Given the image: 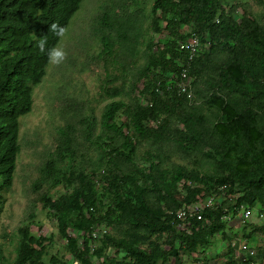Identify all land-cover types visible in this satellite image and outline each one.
Returning <instances> with one entry per match:
<instances>
[{
    "label": "trees",
    "instance_id": "16d2710c",
    "mask_svg": "<svg viewBox=\"0 0 264 264\" xmlns=\"http://www.w3.org/2000/svg\"><path fill=\"white\" fill-rule=\"evenodd\" d=\"M81 1L0 0V204L20 149L19 117L48 73L49 123L59 119L41 149L38 130L35 142L26 136L37 149L23 180L34 196L13 229L9 264L46 256L50 264H182L184 255L207 264L211 237L263 233L248 218L227 230L240 205L264 210V11L244 0H90L97 8L60 45L66 59L50 64L47 50L59 41L50 25L66 27ZM191 36L200 43L194 54L178 47ZM182 70L189 95L176 85ZM82 75L98 77L106 100L98 118ZM208 197L199 219L176 217ZM36 207L65 240L63 260L48 255L52 234L31 232ZM229 242L222 264H251L256 254L264 264L263 248L243 259Z\"/></svg>",
    "mask_w": 264,
    "mask_h": 264
},
{
    "label": "rangeland",
    "instance_id": "374dc122",
    "mask_svg": "<svg viewBox=\"0 0 264 264\" xmlns=\"http://www.w3.org/2000/svg\"><path fill=\"white\" fill-rule=\"evenodd\" d=\"M225 0L222 2V6L226 5ZM249 3L251 6V10L258 11L263 10L261 6L255 3L254 0H244ZM264 2V0H262ZM97 8V2H93L90 0H83L80 2L78 9L72 14L69 18L68 23L66 25L67 34L63 39L59 38L56 46L60 45L63 47L64 42L69 40V43L72 42V38L74 36L75 30L79 23L85 22L89 18V14L93 13ZM149 8V1L145 4L146 12ZM264 19V17H263ZM155 37H158L156 35ZM51 68V67H50ZM50 68L47 70L49 71ZM51 75L48 73L45 77L43 76L41 82L37 84L32 92V106L29 113L22 115L19 117V132H18V141L20 143V149L16 156L15 162V170L13 173V179L11 180L10 185V193H5L4 198L0 204V264H9L14 259V247H15V236L13 234L14 227L27 216V204L29 198H32L34 195L31 194L27 189H25V183L23 180H27L28 176H32L30 164L32 162L37 161L38 157L35 156L33 148L30 149L28 143L34 141V136L32 135V131H39L40 140L39 146L37 149H41L42 144L44 142H48L50 134L53 132V127L55 124L59 122V119L54 122V124L49 123V104H47V99L51 98L54 93V84L50 77ZM102 70H100L99 76L101 77ZM97 75H82L81 81L83 83V94L85 93L86 97L89 99V105L93 108L94 117L98 118L102 111V106L106 102V100H102L98 98L97 95V83H98ZM53 122V121H52ZM26 136H28L26 140ZM36 149V148H35ZM37 149L35 151H37ZM61 192L59 186H57L53 195ZM254 214V210H251ZM35 222L30 226V230L36 234H52L53 236V244L48 249V255L53 254L58 261L63 260L66 257V253L64 250V239L59 237L57 234L56 227L54 225V221L47 217L43 211L36 207L34 209ZM252 216V215H251ZM250 216V217H251ZM260 218V217H259ZM255 221L258 218L255 216ZM262 219H259L258 222H262ZM74 235V234H72ZM264 236V234H263ZM215 237V236H213ZM219 239H221L220 234H218ZM236 240H241L240 238H236ZM209 243H212L211 241ZM187 259L191 256L187 255ZM45 264H50L48 260V256L44 257ZM174 258H172L171 262L173 263ZM74 262V261H73ZM77 262V261H76ZM176 260L174 261V263ZM68 264H72L67 262ZM78 263V262H77ZM190 263H192L190 261Z\"/></svg>",
    "mask_w": 264,
    "mask_h": 264
},
{
    "label": "built area",
    "instance_id": "2783aa9c",
    "mask_svg": "<svg viewBox=\"0 0 264 264\" xmlns=\"http://www.w3.org/2000/svg\"><path fill=\"white\" fill-rule=\"evenodd\" d=\"M199 39L196 36H191L190 38H187L185 41H182L179 43L178 47L179 49H186L190 54H194L198 48H199ZM189 81L190 79L186 78L185 71L182 70L180 73V78L177 81V88L180 92L184 93L187 92L189 95L190 93L188 92V87H189ZM212 204V197H208L203 201H196L186 207H182L176 211V217L178 219H186V218H191L193 216L196 217V219L200 218V215L198 212L202 210L204 207H209ZM235 216H239L242 219H247L250 214H251V209H244L241 205L239 207V210L236 211ZM258 217L264 216V210L258 212ZM228 219V216H226ZM229 245L244 252L245 257L252 256L254 254V250L250 248L244 241H239L236 239H232L229 242ZM91 251V249H90ZM245 257H242L243 259ZM92 261V264H99L100 259L96 257H91L90 259ZM72 264H78L76 261L72 262Z\"/></svg>",
    "mask_w": 264,
    "mask_h": 264
},
{
    "label": "crops",
    "instance_id": "0c3cea01",
    "mask_svg": "<svg viewBox=\"0 0 264 264\" xmlns=\"http://www.w3.org/2000/svg\"><path fill=\"white\" fill-rule=\"evenodd\" d=\"M255 215H253V212H251L250 216L248 217L249 220H254L255 216L258 218L257 221H259V219H262L264 216L262 217H258L257 214L254 212ZM257 221H254L257 225H262V227H264V220L260 223ZM243 225V219L241 217H239L238 215L235 216L231 222H229V229L227 230V232H235V231H239L241 226ZM263 233H257L255 235H253L252 237L249 238V240H244L241 239L240 241H244L250 248L255 249V248H263L264 250V236ZM218 235H215V237H211V239L209 240V242L211 241L212 243H208V245L206 246V248L204 249L205 254L208 257V262L207 264H222L224 261V252H226V246L228 245V240L226 239H219L218 237H216ZM232 239H236V238H232ZM233 255L235 257L238 258H242L245 257L244 252L234 248L233 250ZM190 256V255H189ZM189 259H187V257L184 255L182 256V264H203L202 261H198L196 263H193V261L190 259V257H188ZM248 258V257H246ZM262 257L260 255L255 256V258L252 259V263L251 264H260V261H262ZM172 258H170L169 264H178V261L176 260V262L174 263L175 260H173V263L171 262ZM190 261L192 263H190Z\"/></svg>",
    "mask_w": 264,
    "mask_h": 264
},
{
    "label": "clouds",
    "instance_id": "9594fccd",
    "mask_svg": "<svg viewBox=\"0 0 264 264\" xmlns=\"http://www.w3.org/2000/svg\"><path fill=\"white\" fill-rule=\"evenodd\" d=\"M49 31L60 39H63L67 34V29L64 26L59 25L58 23H52L50 25ZM46 44V38H42L39 40L37 47L41 52H44ZM47 56L48 62L50 64L59 65L66 59L67 53L62 47L54 46L47 50Z\"/></svg>",
    "mask_w": 264,
    "mask_h": 264
}]
</instances>
